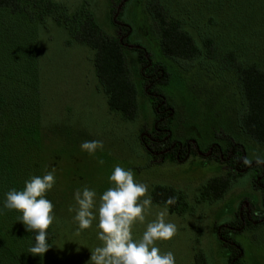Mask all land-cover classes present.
Segmentation results:
<instances>
[{"label":"rangeland","instance_id":"374dc122","mask_svg":"<svg viewBox=\"0 0 264 264\" xmlns=\"http://www.w3.org/2000/svg\"><path fill=\"white\" fill-rule=\"evenodd\" d=\"M58 1L67 17L85 9L95 15L102 30L109 29L107 34L114 30L110 17L116 0ZM150 2L157 3L178 23L179 30L192 38L196 57L171 59L161 53L159 39L152 34V14L147 10ZM119 20L132 29L129 43L143 48L152 65L165 63L169 82L166 86L156 84L155 90L165 96L173 112L164 120L171 140H192L203 153L213 144L220 145L222 151L231 144L239 145L255 166V157L264 156V146L238 125L237 111L242 104L238 71L250 65L264 69V0H128ZM43 22L37 26L25 16L12 15L3 20L9 31L0 33V55L8 58L5 45L10 43L15 90L26 99L29 109L27 117L22 116V125L25 131L32 127L37 134L31 140L26 135L22 142L34 148L35 175L56 169L55 184L46 193L54 206L53 235L50 248L38 258L39 264H87L91 249L100 242L95 222L76 234L75 212L69 211L70 206H76L73 192L87 186L99 195L110 186L108 176L115 165L131 169L137 180L147 184L151 199L156 187L172 191L175 198L173 210L152 201L145 221L133 225L134 238L166 209L165 219L177 225V233L171 240L157 241V246L161 252H173L175 264H228L235 246L242 251V264H264V223L238 231L227 229L238 225L239 212L244 213L245 206L251 211L261 207L262 192L252 184L257 166L231 179L223 196L212 199L206 185L227 175L219 161L192 154L181 163L166 156L161 161L151 159L139 140L141 129L148 131L155 121L142 78L137 81L138 118L125 121L108 107L96 78L94 52L76 42L53 18L48 16ZM116 36H124V31ZM205 39L210 42L209 49ZM123 51L132 77L144 64L134 50ZM5 64L0 60L1 69ZM1 72L6 78L7 73ZM93 139L101 141L103 148L90 156L79 145ZM98 159L104 164L99 165ZM0 224L7 225L3 218ZM17 236L14 232L9 238L23 244ZM9 247L21 250L15 244Z\"/></svg>","mask_w":264,"mask_h":264},{"label":"trees","instance_id":"16d2710c","mask_svg":"<svg viewBox=\"0 0 264 264\" xmlns=\"http://www.w3.org/2000/svg\"><path fill=\"white\" fill-rule=\"evenodd\" d=\"M150 3L152 4L147 10L152 14V34L159 39L161 53L171 59L192 60L196 57L198 51L192 38L187 33L180 31L178 23L172 17H168L164 10L157 6V3ZM63 7L58 0H0V21L2 22L0 23V33L9 31L3 20L12 15L25 16L31 24L35 23L37 26L43 25L46 17L53 18L56 25L66 30L76 42L86 45L94 52L93 66L96 78L107 96L109 109L120 114L125 121H135L139 111L137 81L142 78V69L138 72L133 71L131 77L130 71L127 70L124 48L119 42L117 34L111 29L110 34H107L109 29H106V32L102 30L97 24L94 14L82 9L67 17ZM141 33L143 32L141 31ZM205 41L206 47H210V42L207 39L204 40V43ZM5 46L9 47V55L12 57V45L8 43ZM141 54L140 52L137 58L139 62H143L144 66H147V60L150 58L147 55V59H143ZM9 55L8 58L0 55V60L6 62L3 70L0 68V202L3 201L5 193L9 190H21L24 182L34 176L38 169V164L34 162L33 155L35 157L36 155L33 154V146H25L22 143L25 142L26 135L31 140V137L37 134H35L34 128H25L27 130L25 131V126L22 125V116H26L29 109L26 99L22 94H17L15 90L16 83L12 79ZM164 65V62H156L152 65L156 66L163 74L157 81V84L162 86H166L169 82V75L166 73ZM171 66L173 67V65ZM1 71L7 73L4 74L7 75L6 78L1 77L3 75ZM238 76L242 102L241 108L237 111L238 125L245 134L264 146V69H257L253 65L246 66L238 71ZM143 81L142 90L145 94L144 85H147V81ZM153 89H155V85ZM162 99L163 106L161 108L168 107L165 96H162ZM155 102L152 99L154 120L158 121L159 116L155 112ZM158 102L161 103V101ZM166 114L169 116L168 113ZM233 178L235 175L231 174L227 179L215 178L211 180L207 185V191L210 193L208 195L212 199L221 198L229 186V181ZM169 197L174 198L172 191L161 187H156L152 193V201L158 204L165 205V201ZM166 206H169L171 210L174 208L173 203ZM18 215L17 212L8 210L0 214V219L3 218V221L10 226L0 227V264H39V255L34 256L22 251H29L34 243V233L25 231L24 225L18 221ZM14 232L19 234L18 240L19 242L23 240L21 242L23 244L16 240L11 241L10 234ZM51 235L53 234L49 227L48 244L51 242ZM221 238L226 240L222 236ZM12 244L19 246L21 250H12L9 247ZM235 248L240 250L236 246ZM232 258L234 256L228 258V264H242L241 258L237 260Z\"/></svg>","mask_w":264,"mask_h":264},{"label":"clouds","instance_id":"9594fccd","mask_svg":"<svg viewBox=\"0 0 264 264\" xmlns=\"http://www.w3.org/2000/svg\"><path fill=\"white\" fill-rule=\"evenodd\" d=\"M79 148L94 156L103 144L95 139L84 140ZM242 162L251 163L246 157ZM97 163L103 165L104 160L98 159ZM255 164L264 165V156H256ZM55 171L53 168L43 175L29 177L21 190H9L0 202V214L5 210L17 212L25 231L34 233V243L29 248L34 256H41L50 248L48 229L55 215L46 193L55 184ZM108 181L110 186L99 195L87 186L73 192L76 206H70L69 211L75 212L76 234L95 222L96 239L100 242L91 249L87 264H175L173 252H161L157 246V241L171 240L177 233V225L165 219L166 209L146 224L139 238L133 237V225L143 223L152 206L148 185L137 180L131 169L120 165L113 167ZM172 203L173 197L165 201V205Z\"/></svg>","mask_w":264,"mask_h":264},{"label":"flooded vegetation","instance_id":"af4514ba","mask_svg":"<svg viewBox=\"0 0 264 264\" xmlns=\"http://www.w3.org/2000/svg\"><path fill=\"white\" fill-rule=\"evenodd\" d=\"M117 6L113 11V15L110 17L111 24L114 30H112L115 34L117 32H123L124 36L120 37L118 40L121 43L123 48L131 49L136 52L137 57H139L140 52L142 53L143 59H147V55L145 50L139 46L129 43L130 36L132 35L131 27L119 20V15L122 14L124 10V5L128 0H116ZM114 4L115 1H111V4ZM123 8V9H122ZM123 30V31H122ZM144 69V70H143ZM142 69V80L147 81V85L145 87V95L151 100L156 101L155 103V112L159 116L158 121H155L152 126L145 131L141 129L139 140L142 143L143 147L147 154L151 159L155 161H161L165 156L169 157V159L176 162H183L188 159V157L194 155L195 157H201L203 159H211L219 161L227 171V175L222 177L223 179H227L229 175H241L249 172L250 170H254L255 165L251 162L248 165H245L242 161L245 158L243 149L239 145L231 144L225 150L222 151L221 146L218 144L210 145L203 152H200L198 145L192 140H185L184 142H175L171 140V134L168 132V129L164 126V119L167 117H172L173 112L166 106L165 108H161L163 106L162 95L159 94L153 86L157 84L159 77H162L163 74L156 66H152V63L147 60V66H144ZM158 74V75H157ZM158 101H161L159 103ZM168 113L169 116L166 114ZM253 187L259 189L262 192V204L258 209L248 208L245 206V212L243 213L241 210L239 212L238 217V225H228L227 229L230 231H238L240 229H244L247 225L254 226L257 224L264 223V165L257 166V172L254 174V178L252 181ZM208 186L206 185V188ZM243 209V210H244ZM236 252L233 253L230 257L234 256L235 260L241 258V252L237 248ZM234 258H232L234 260Z\"/></svg>","mask_w":264,"mask_h":264}]
</instances>
